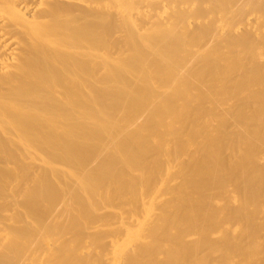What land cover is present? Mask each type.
Returning <instances> with one entry per match:
<instances>
[{"label": "bare ground", "instance_id": "1", "mask_svg": "<svg viewBox=\"0 0 264 264\" xmlns=\"http://www.w3.org/2000/svg\"><path fill=\"white\" fill-rule=\"evenodd\" d=\"M0 264H264V0H0Z\"/></svg>", "mask_w": 264, "mask_h": 264}]
</instances>
